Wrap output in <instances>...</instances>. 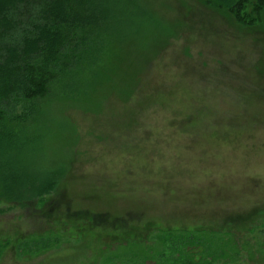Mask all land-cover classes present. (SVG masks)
Listing matches in <instances>:
<instances>
[{
    "label": "rangeland",
    "instance_id": "374dc122",
    "mask_svg": "<svg viewBox=\"0 0 264 264\" xmlns=\"http://www.w3.org/2000/svg\"><path fill=\"white\" fill-rule=\"evenodd\" d=\"M212 1L116 0L129 43L92 111L59 101L12 122L24 134L2 159L69 172L43 206L0 201V264H104L119 242L152 251L155 230L227 232L228 215L264 231V13L242 27Z\"/></svg>",
    "mask_w": 264,
    "mask_h": 264
},
{
    "label": "trees",
    "instance_id": "16d2710c",
    "mask_svg": "<svg viewBox=\"0 0 264 264\" xmlns=\"http://www.w3.org/2000/svg\"><path fill=\"white\" fill-rule=\"evenodd\" d=\"M212 2L242 27L255 26L264 13V0ZM125 17L116 0H0V201L19 207L39 201L43 206L56 194L69 172L66 166L31 177L17 163L2 159L18 149L24 134L23 125L12 122L34 126L40 104L59 101L92 111L102 82L109 78L99 71L117 57L118 42L120 47L129 43L121 33ZM129 83L121 91L128 97L133 94ZM258 216L264 218L263 213ZM248 221L228 215L225 225L232 228L227 232L155 230L150 237L160 244L152 251L147 240L126 241L129 248L119 242L123 250L115 257L104 254V264H264V231ZM239 227L245 228L236 231ZM125 250H132L127 260L117 258ZM245 257L250 258L244 262Z\"/></svg>",
    "mask_w": 264,
    "mask_h": 264
},
{
    "label": "bare ground",
    "instance_id": "6f19581e",
    "mask_svg": "<svg viewBox=\"0 0 264 264\" xmlns=\"http://www.w3.org/2000/svg\"><path fill=\"white\" fill-rule=\"evenodd\" d=\"M89 40V39H88Z\"/></svg>",
    "mask_w": 264,
    "mask_h": 264
}]
</instances>
